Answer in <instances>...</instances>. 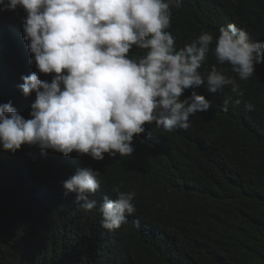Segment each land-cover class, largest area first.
Instances as JSON below:
<instances>
[{
    "label": "trees",
    "instance_id": "16d2710c",
    "mask_svg": "<svg viewBox=\"0 0 264 264\" xmlns=\"http://www.w3.org/2000/svg\"><path fill=\"white\" fill-rule=\"evenodd\" d=\"M0 264H264V0H0Z\"/></svg>",
    "mask_w": 264,
    "mask_h": 264
},
{
    "label": "clouds",
    "instance_id": "9594fccd",
    "mask_svg": "<svg viewBox=\"0 0 264 264\" xmlns=\"http://www.w3.org/2000/svg\"><path fill=\"white\" fill-rule=\"evenodd\" d=\"M109 53V52H108Z\"/></svg>",
    "mask_w": 264,
    "mask_h": 264
}]
</instances>
